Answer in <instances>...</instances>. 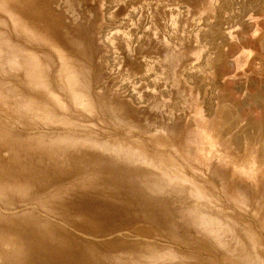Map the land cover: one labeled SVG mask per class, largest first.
<instances>
[{
    "label": "rangeland",
    "instance_id": "rangeland-1",
    "mask_svg": "<svg viewBox=\"0 0 264 264\" xmlns=\"http://www.w3.org/2000/svg\"><path fill=\"white\" fill-rule=\"evenodd\" d=\"M262 2L0 0V264H264Z\"/></svg>",
    "mask_w": 264,
    "mask_h": 264
},
{
    "label": "crops",
    "instance_id": "crops-1",
    "mask_svg": "<svg viewBox=\"0 0 264 264\" xmlns=\"http://www.w3.org/2000/svg\"><path fill=\"white\" fill-rule=\"evenodd\" d=\"M263 2V4H264V0H262ZM246 4H248V2H246L245 3V5ZM258 4H259V1H258V3L256 4V5H253V4H248V8L247 9H245V15L246 16H252L253 14V19H258L259 18V6H258ZM245 15H244V17H245ZM251 19H252V17H251ZM252 32V31H251ZM254 32H257V31H254ZM252 78H255V77H252ZM256 80H257V78H255ZM256 80H254V82L256 81ZM262 116H264V113H263V115Z\"/></svg>",
    "mask_w": 264,
    "mask_h": 264
}]
</instances>
